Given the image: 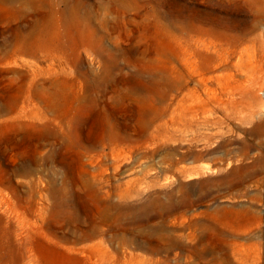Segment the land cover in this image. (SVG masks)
<instances>
[{
	"label": "rangeland",
	"instance_id": "rangeland-1",
	"mask_svg": "<svg viewBox=\"0 0 264 264\" xmlns=\"http://www.w3.org/2000/svg\"><path fill=\"white\" fill-rule=\"evenodd\" d=\"M180 4L0 0V264H264V0L212 5L247 38L234 55L204 37L192 79L164 29ZM105 130L133 144L103 145ZM68 173L103 191L131 181L148 237L109 230ZM97 222L102 245L79 239Z\"/></svg>",
	"mask_w": 264,
	"mask_h": 264
},
{
	"label": "bare ground",
	"instance_id": "bare-ground-1",
	"mask_svg": "<svg viewBox=\"0 0 264 264\" xmlns=\"http://www.w3.org/2000/svg\"><path fill=\"white\" fill-rule=\"evenodd\" d=\"M2 1L13 2L17 0ZM227 1L228 0H181V4L178 6V12L175 15L169 11L165 12L163 19L166 36L168 40H170L175 36L174 30L178 32V36H176V38L181 49L180 62H182V64L188 69L191 79L199 67L198 63L203 50L202 46L207 44L204 43L205 40L203 41L204 37L209 36L212 38L215 47H223L224 44H226L229 49L231 48L232 54L234 55L239 53L238 49L240 45L247 38V35L240 30V26H238L239 20L236 17H233L232 21H226L225 17L223 18L224 20H222V17L219 15L220 19L216 17V20L215 17L209 14V11L212 9V5L214 4H219L223 6L224 9L234 11V7L232 6L233 4H227ZM237 7L238 6H236V8ZM50 22L51 19L49 18L43 22L37 21L35 28L38 29L40 33L48 32L44 29V23L49 24ZM63 23L65 28H67L66 23H68V18H65ZM51 28L53 27H49V32ZM51 31H55L57 33V28H53ZM217 59L218 62L223 61V54L217 52ZM173 61V56L169 51H166L167 66L164 80L165 85L169 90L173 88L175 81L173 78V71L175 69ZM205 66L208 67L207 64ZM132 140L131 135L122 133L119 130H105L103 132L102 144L106 145L108 143H112L117 146L125 143L131 145L133 144ZM70 175L71 174L68 173V189L71 187L74 190L76 185H80L83 188L90 187L93 190V198H95V201L102 209L100 211L103 219L101 223L106 224L110 222V224L107 225L109 230L117 235L121 234L122 231H129L131 233H137L142 238L148 237V233L145 231V228L151 216V213L148 211L149 204L141 205L135 201L140 197L141 193L135 187L131 188V181L128 180L125 182L124 187L119 185L115 191H112L111 189H104L105 191H103V187L97 180V175H93L94 179H90V176H88L81 178L78 181L76 180V182L72 177H70ZM69 195L70 191L68 190V218L70 217L74 221L81 222V217L77 211H71V209L74 208ZM113 196H117V201L113 199ZM136 223H141L140 229L137 228L135 230L130 228L131 225H136ZM77 227L79 230H83L80 228V224ZM105 231L108 230L101 227L97 222L90 230L79 235L80 237L77 236L76 239L79 237L81 240L94 242V246L102 245L105 242L103 237ZM99 254L102 255L101 253Z\"/></svg>",
	"mask_w": 264,
	"mask_h": 264
}]
</instances>
